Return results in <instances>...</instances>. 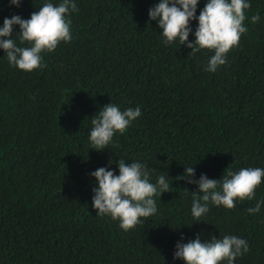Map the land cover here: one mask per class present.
Segmentation results:
<instances>
[{"label": "trees", "instance_id": "obj_1", "mask_svg": "<svg viewBox=\"0 0 264 264\" xmlns=\"http://www.w3.org/2000/svg\"><path fill=\"white\" fill-rule=\"evenodd\" d=\"M44 2L0 0V24ZM157 2L76 0L73 38L42 53L43 69L10 66L0 49V264H184L173 260L181 234L185 242L240 236L250 250L235 264H264V207L247 212L264 199V178L253 200L210 205L198 222L190 214L197 185L176 179L184 165L217 179L264 168V0H251L248 30L215 73L204 71L208 49L192 55L162 43L148 17ZM110 102L139 105L142 115L108 148L89 149L91 116ZM119 159L146 162L153 182L169 174L171 188L154 197L158 212L128 231L92 207L90 171L116 169Z\"/></svg>", "mask_w": 264, "mask_h": 264}, {"label": "clouds", "instance_id": "obj_2", "mask_svg": "<svg viewBox=\"0 0 264 264\" xmlns=\"http://www.w3.org/2000/svg\"><path fill=\"white\" fill-rule=\"evenodd\" d=\"M23 0H8L9 6L20 7ZM201 0H158L148 9L149 22L156 21L162 29L160 35L165 46L179 42L196 54L202 49L212 52L204 65V71L215 73L226 64L227 53L238 46L241 35L248 28L244 21L251 0H205L203 8L197 14ZM76 0H46L29 18L20 14L4 17L0 24V49L10 66L31 72L43 69L42 53L52 52L61 43L72 40L71 13L77 12ZM255 24L261 20L259 12L249 17ZM192 21H196L193 29ZM19 31H15V26ZM190 33L194 36L189 39ZM15 37V38H14ZM27 44V46H25ZM91 116L88 132L89 149L103 150L113 142L117 133L123 134L134 120L142 115L141 107L121 108L110 102ZM116 162V169L101 166L90 171L95 186L92 187V207L97 216H110L119 222V227L128 231L140 223L143 218L154 216L158 212L155 196L171 191L168 176L157 175L153 182V169L146 162L131 160ZM112 161L109 162L111 164ZM193 165V164H192ZM184 165V172L177 180H186L196 184L192 191L190 214L194 222L203 221L202 216L209 212L210 205L232 209L236 201L253 200L256 188L264 178V168L247 167L238 171L227 170L220 178H209L201 173L196 178V169ZM173 181H171L172 183ZM173 184V183H172ZM264 207V199H257L247 212L257 214ZM250 250L245 238L237 235H223L210 239H187L181 234L177 240L173 260H183L184 264H235Z\"/></svg>", "mask_w": 264, "mask_h": 264}]
</instances>
